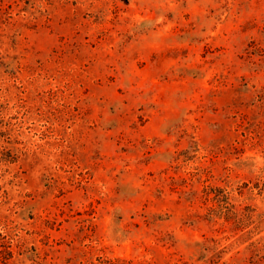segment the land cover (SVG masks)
Returning a JSON list of instances; mask_svg holds the SVG:
<instances>
[{
	"label": "rangeland",
	"instance_id": "374dc122",
	"mask_svg": "<svg viewBox=\"0 0 264 264\" xmlns=\"http://www.w3.org/2000/svg\"><path fill=\"white\" fill-rule=\"evenodd\" d=\"M0 264H264V0H0Z\"/></svg>",
	"mask_w": 264,
	"mask_h": 264
}]
</instances>
